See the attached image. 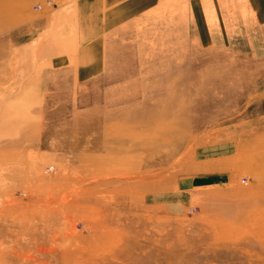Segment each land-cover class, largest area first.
<instances>
[{
    "label": "rangeland",
    "instance_id": "obj_1",
    "mask_svg": "<svg viewBox=\"0 0 264 264\" xmlns=\"http://www.w3.org/2000/svg\"><path fill=\"white\" fill-rule=\"evenodd\" d=\"M77 1L0 0V264H264V27L236 0L205 47L163 0L81 83Z\"/></svg>",
    "mask_w": 264,
    "mask_h": 264
},
{
    "label": "crops",
    "instance_id": "obj_2",
    "mask_svg": "<svg viewBox=\"0 0 264 264\" xmlns=\"http://www.w3.org/2000/svg\"><path fill=\"white\" fill-rule=\"evenodd\" d=\"M162 1L78 0L72 5L66 4L64 8H60L62 10L59 13L65 15V8L70 6L75 48L72 51H60L56 47L49 55L51 69L63 76H75L81 83L100 78L106 71L110 37L130 21L156 8ZM235 1L189 2L187 16L197 43L215 48L232 42L233 29L237 26V9L233 5ZM243 4L250 12L254 24L264 27V0H243ZM46 27L45 21L39 29L43 33ZM27 45L28 43L24 44Z\"/></svg>",
    "mask_w": 264,
    "mask_h": 264
},
{
    "label": "built area",
    "instance_id": "obj_3",
    "mask_svg": "<svg viewBox=\"0 0 264 264\" xmlns=\"http://www.w3.org/2000/svg\"><path fill=\"white\" fill-rule=\"evenodd\" d=\"M242 183H245V180L243 179Z\"/></svg>",
    "mask_w": 264,
    "mask_h": 264
}]
</instances>
